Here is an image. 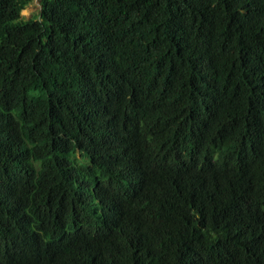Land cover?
<instances>
[{
    "label": "trees",
    "instance_id": "trees-1",
    "mask_svg": "<svg viewBox=\"0 0 264 264\" xmlns=\"http://www.w3.org/2000/svg\"><path fill=\"white\" fill-rule=\"evenodd\" d=\"M0 0V264H264V0Z\"/></svg>",
    "mask_w": 264,
    "mask_h": 264
},
{
    "label": "rangeland",
    "instance_id": "rangeland-1",
    "mask_svg": "<svg viewBox=\"0 0 264 264\" xmlns=\"http://www.w3.org/2000/svg\"><path fill=\"white\" fill-rule=\"evenodd\" d=\"M41 11V1L40 0H31L27 7L22 11L21 15L25 19L30 18H39Z\"/></svg>",
    "mask_w": 264,
    "mask_h": 264
}]
</instances>
